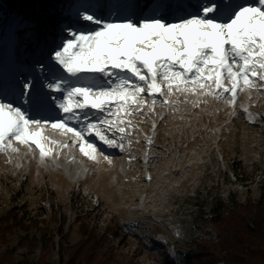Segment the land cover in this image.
<instances>
[{
  "label": "rangeland",
  "instance_id": "rangeland-1",
  "mask_svg": "<svg viewBox=\"0 0 264 264\" xmlns=\"http://www.w3.org/2000/svg\"><path fill=\"white\" fill-rule=\"evenodd\" d=\"M49 1L54 8L57 0H27L22 17L31 23L25 25L31 32L36 2L44 12L50 9L45 3ZM0 2L8 12L18 13L16 0ZM3 16L0 9V24ZM205 108L206 116L200 110V117L164 120L157 141L166 151H160L162 158L152 165L148 180L141 176L142 159L137 157L144 142L137 136L124 149V158L136 157L125 176L117 174L115 163H106V154L99 149L94 160L85 156L94 174L82 188L68 180L62 169L48 164V159L43 169L32 168L26 175L0 157V214L15 209L26 220L45 221L53 233V264H63L57 253L60 241L73 245L80 239L78 216L103 247L112 250L114 262L107 264H182L193 242L212 233L213 208L230 196L236 203L264 197V120L241 118L227 125L218 107L207 104ZM59 228L62 235L57 233ZM19 232L11 245L19 261L37 264L40 247L27 253L18 246ZM41 232L34 228L30 236Z\"/></svg>",
  "mask_w": 264,
  "mask_h": 264
},
{
  "label": "snow or ice",
  "instance_id": "snow-or-ice-1",
  "mask_svg": "<svg viewBox=\"0 0 264 264\" xmlns=\"http://www.w3.org/2000/svg\"><path fill=\"white\" fill-rule=\"evenodd\" d=\"M81 19L92 26L69 30L52 55L58 66L52 86L63 95L58 114L37 118L0 98V151H16L12 141H17L35 145L42 158L50 155L40 131L49 124L77 137L80 151L94 160L98 148L87 137L94 135L109 148L124 150L123 140L133 129L131 120L120 117L142 111L147 105L145 93L151 99L149 111L156 103L155 94L164 95L163 88L169 97L173 90L195 95L201 89V95L218 100L230 94L228 104L233 106L238 90H243L241 83L255 87L249 72L264 81V0L252 4L198 0L195 11L176 19L104 20L94 14H81ZM86 75L98 79L85 83L81 78ZM224 80L231 87H224ZM162 103L167 106L172 101ZM113 130L120 133L118 138L107 134ZM100 152L103 154L102 149ZM104 159L111 162L108 155Z\"/></svg>",
  "mask_w": 264,
  "mask_h": 264
},
{
  "label": "trees",
  "instance_id": "trees-1",
  "mask_svg": "<svg viewBox=\"0 0 264 264\" xmlns=\"http://www.w3.org/2000/svg\"><path fill=\"white\" fill-rule=\"evenodd\" d=\"M27 0H16L18 13L24 12ZM3 18L8 12L0 2ZM2 16V15H1ZM80 239L73 245L58 243L57 253L63 264H107L114 262L112 250L105 249L95 232L77 217ZM211 234L193 242V248L183 255L182 264H264V197L244 203L233 202L232 196L212 209L209 217ZM34 228L40 236H30ZM58 234L62 235L59 228ZM20 231V232H19ZM21 236L18 246L32 253L39 246L37 264H53V233L40 218L26 220L15 209L0 214V264H21L13 248L16 233Z\"/></svg>",
  "mask_w": 264,
  "mask_h": 264
},
{
  "label": "bare ground",
  "instance_id": "bare-ground-1",
  "mask_svg": "<svg viewBox=\"0 0 264 264\" xmlns=\"http://www.w3.org/2000/svg\"><path fill=\"white\" fill-rule=\"evenodd\" d=\"M45 3L50 7V9H46V11L42 12V9H40L39 3L36 2L37 13H36L34 26H35L37 32H39V34L44 33L43 31H45V30H49L48 24H54L57 22L56 10L59 9V6L53 8V10H51L52 8H51L50 1L45 2ZM164 3H165V1L162 2L161 6H163ZM166 3L168 5V2H166ZM252 3L253 2H251L250 4H252ZM47 10H49V11H47ZM165 12H167V10ZM4 48H5V45H2L0 47V52L4 53V50H5ZM86 76L88 77L91 75H86ZM95 77L96 76L93 75L94 81L96 79H98L97 77L96 78ZM37 118H39V117H37ZM46 126H50V125L49 124L42 125L40 127V131H41V142H42V144L45 146L46 149H51V154L48 155V157L52 158L53 162H59L60 165H62V166L64 165L65 167H67L68 164L71 162V158L69 156L74 154V150L71 149V147L73 146L72 142L73 141H79L78 138L73 136L72 133L66 132L65 130L51 129L50 131H48V130L44 131L42 128H45ZM89 140H93L95 142H98L99 145L101 146V148H103V149H109V147L107 145H104L102 142H100L98 139H96L95 136H93L92 138H89ZM65 145H67V146H65ZM74 148L76 150L80 151L79 142L74 146ZM68 149H70L71 153L68 151ZM103 149H102L103 154L108 155L110 157V160H111L110 163L108 160H106V163L108 165H113L115 163V165L120 166L121 170H123V167H124V171L126 170V166L128 167L129 163L126 160L124 161V157H122L123 153H119V152L107 153V152H104ZM99 150H101V149H99ZM60 157H62L64 159L63 162L61 161L63 159ZM47 162H48V164H50V162L48 160H47ZM82 165L85 167L87 172L91 171L94 174V171L91 170V168H88L87 164H85L83 162ZM76 166H77V164L75 163V167ZM68 170H69V168H68ZM93 174H92V176H93Z\"/></svg>",
  "mask_w": 264,
  "mask_h": 264
},
{
  "label": "built area",
  "instance_id": "built-area-1",
  "mask_svg": "<svg viewBox=\"0 0 264 264\" xmlns=\"http://www.w3.org/2000/svg\"><path fill=\"white\" fill-rule=\"evenodd\" d=\"M23 13H24V12L22 11L20 15H22ZM20 15H18V16H20ZM18 16H17V17H14V18H12L11 16H9V19L14 20V19L18 18ZM6 20H7V18L5 19V21H6ZM12 23H13V21H12ZM12 23H11V24H12ZM11 24H10V25H11ZM4 25H5V26H4V28H3V31H5V30L7 29L6 24H4Z\"/></svg>",
  "mask_w": 264,
  "mask_h": 264
}]
</instances>
